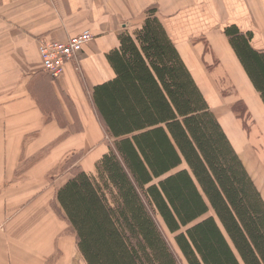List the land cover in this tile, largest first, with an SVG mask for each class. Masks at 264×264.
<instances>
[{"label":"trees","instance_id":"obj_1","mask_svg":"<svg viewBox=\"0 0 264 264\" xmlns=\"http://www.w3.org/2000/svg\"><path fill=\"white\" fill-rule=\"evenodd\" d=\"M224 33L264 105V49ZM107 59L115 76L93 97L113 146L57 192L84 261L264 264V197L156 7Z\"/></svg>","mask_w":264,"mask_h":264},{"label":"crops","instance_id":"obj_2","mask_svg":"<svg viewBox=\"0 0 264 264\" xmlns=\"http://www.w3.org/2000/svg\"><path fill=\"white\" fill-rule=\"evenodd\" d=\"M150 7L235 147L230 134L239 125L230 115L241 117L233 106L249 107L255 89L224 28L252 31V46L264 49V0H0V264H87L57 192L77 171L94 172L107 139L114 142L93 90L115 76L107 53L122 33L134 34ZM86 29L93 40L53 78L42 66L41 41ZM227 74L238 88L234 100L216 89Z\"/></svg>","mask_w":264,"mask_h":264},{"label":"rangeland","instance_id":"obj_3","mask_svg":"<svg viewBox=\"0 0 264 264\" xmlns=\"http://www.w3.org/2000/svg\"><path fill=\"white\" fill-rule=\"evenodd\" d=\"M143 15L145 16V11ZM227 75L228 76H226L225 78L226 81H217L218 87L216 89L217 91H221V93L223 92L224 94H227L226 96H228V98H231V100H234L237 96L239 97L238 88L236 83L234 82L233 77L229 74ZM254 96L258 100L252 99L251 101H248L249 107H247V113L244 112L247 110L239 109L240 114H234L236 118L240 115L241 119H235L233 115H230V120L233 121L235 125H239L237 126V130L234 129L233 133L230 134V136L233 143L235 144V147L240 151L244 162L250 169V172L252 173L258 187L260 188L264 196V113H261L264 111V105L261 103L259 94H257L255 91ZM231 100L226 101L225 99L221 98V101L224 102L223 105L225 107L230 105L229 101ZM244 104L247 106V103L244 102ZM244 104L242 106V109L245 106ZM258 105L262 107H258ZM223 123L225 126H227L228 121L226 123V121L224 120ZM228 125H230V123H228ZM235 132L238 133L236 134ZM107 141L108 144L112 146L113 140L107 139ZM182 264L186 263L183 262Z\"/></svg>","mask_w":264,"mask_h":264},{"label":"built area","instance_id":"obj_4","mask_svg":"<svg viewBox=\"0 0 264 264\" xmlns=\"http://www.w3.org/2000/svg\"><path fill=\"white\" fill-rule=\"evenodd\" d=\"M93 38V32L86 29L67 41H41L39 53L44 70L53 78H59L64 73L66 64L72 61Z\"/></svg>","mask_w":264,"mask_h":264},{"label":"bare ground","instance_id":"obj_5","mask_svg":"<svg viewBox=\"0 0 264 264\" xmlns=\"http://www.w3.org/2000/svg\"><path fill=\"white\" fill-rule=\"evenodd\" d=\"M180 50H181V49H180ZM244 82H245V81H244ZM242 85H243V84H242ZM245 86H246V85H245ZM245 86H243V89H244V88H247V87H245ZM248 89H249V88H248ZM244 91H245V90H244ZM255 99H257V98H255ZM257 100H258V99H257ZM259 100H260V99H259ZM261 103H262V102H261ZM256 106H257V105H256ZM258 107H262V106H259V105H258ZM259 111H260V109H259ZM261 113H264V111L261 112ZM262 115H263V114H262ZM230 127H231V126H230ZM234 127H237V126H234ZM235 133H236V132H235ZM237 133H238V132H237ZM237 133H236V134H237ZM239 143H240V141H239ZM256 163H257V162H256ZM254 172H255V171H254Z\"/></svg>","mask_w":264,"mask_h":264}]
</instances>
